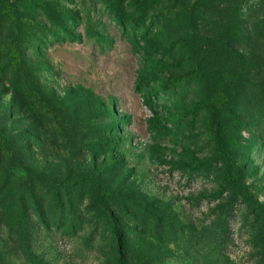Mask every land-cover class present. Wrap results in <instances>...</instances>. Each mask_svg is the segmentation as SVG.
I'll return each mask as SVG.
<instances>
[{
    "label": "rangeland",
    "instance_id": "1",
    "mask_svg": "<svg viewBox=\"0 0 264 264\" xmlns=\"http://www.w3.org/2000/svg\"><path fill=\"white\" fill-rule=\"evenodd\" d=\"M0 130V264H264V0H0Z\"/></svg>",
    "mask_w": 264,
    "mask_h": 264
},
{
    "label": "trees",
    "instance_id": "2",
    "mask_svg": "<svg viewBox=\"0 0 264 264\" xmlns=\"http://www.w3.org/2000/svg\"><path fill=\"white\" fill-rule=\"evenodd\" d=\"M0 138H2L5 143H8L9 142V137L2 130H0ZM219 144L221 145V142ZM221 147H222V145H221ZM11 158H13V157L11 156ZM84 180L91 181V183L93 185V188L95 190H97L98 193H100L101 195H104L105 194L101 190V188L99 187V183H98V180L96 179V177L93 176L90 173H83V174H79L78 176H75V177L63 179L59 183H61L64 186L65 185H69L70 186V185H74V184L80 183V182H82Z\"/></svg>",
    "mask_w": 264,
    "mask_h": 264
}]
</instances>
